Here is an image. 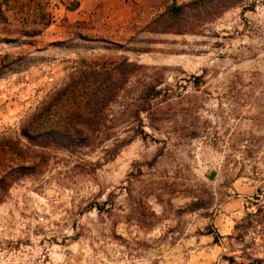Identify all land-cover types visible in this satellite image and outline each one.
Returning <instances> with one entry per match:
<instances>
[{"label":"rangeland","instance_id":"374dc122","mask_svg":"<svg viewBox=\"0 0 264 264\" xmlns=\"http://www.w3.org/2000/svg\"><path fill=\"white\" fill-rule=\"evenodd\" d=\"M172 1H131L134 19L102 33L65 22L57 41L46 28L19 35L39 27L12 11L0 23V38L18 39L0 42L16 101L0 138L28 156L0 205V264H264V0H229L195 33L146 30ZM121 63L95 144L35 158L21 128L72 82L81 97ZM19 162L0 148V176Z\"/></svg>","mask_w":264,"mask_h":264},{"label":"trees","instance_id":"16d2710c","mask_svg":"<svg viewBox=\"0 0 264 264\" xmlns=\"http://www.w3.org/2000/svg\"><path fill=\"white\" fill-rule=\"evenodd\" d=\"M52 1L3 0L0 3V23L11 26L8 13L12 11L22 18L25 26L32 24L39 27V30L35 31L21 30L19 35L39 36L53 22V16L49 10ZM78 7L79 4L76 1L68 5V9H77ZM230 8L229 0H191L184 3L174 0L156 15L145 26V29L159 34L195 33L201 26L221 18ZM17 41L18 39L11 35L8 38H0V42ZM124 66L127 64L116 65L109 78L98 82L93 91L88 94L84 93L81 97L77 94L81 82H72L41 114L34 116V119H30L26 127L21 128V135L33 139L34 144L41 149V152H35V158L43 159L46 155L45 151L49 148L74 150L78 146H93L95 144V129L100 126L102 112L109 106L110 100L114 97V91L118 87L117 82L112 79V72L120 73L119 70ZM54 107L56 109L69 107V109H63L66 114L59 115L58 121L49 124L50 126L40 127L39 124L37 126V122ZM33 134L34 136H32ZM4 147L13 151L20 158V162L16 166L8 167L0 176V205L6 201L12 187L28 170L24 161V158L28 156L25 154L20 140L13 142L9 137L0 138V148ZM219 237L217 235V238Z\"/></svg>","mask_w":264,"mask_h":264},{"label":"crops","instance_id":"0c3cea01","mask_svg":"<svg viewBox=\"0 0 264 264\" xmlns=\"http://www.w3.org/2000/svg\"><path fill=\"white\" fill-rule=\"evenodd\" d=\"M3 0H0V3ZM78 2L79 7L77 9H68V4L64 0H56L51 3L50 8L53 14L52 24L46 28L42 37H46L50 41L61 40L65 37V25H78L84 23L91 25L93 32L102 33L103 24L107 25H121L132 21L135 17V13L132 7V2H138L139 0H74ZM132 1V2H131ZM167 2L168 0H161ZM189 1V0H182ZM2 45L0 43V54H2ZM10 78V77H9ZM10 79H0V88L3 87L4 91L0 94V130L5 128L8 123L13 122V116L16 111V107H12L16 104L14 95L11 94L12 89L15 87L8 86ZM16 106V105H15Z\"/></svg>","mask_w":264,"mask_h":264},{"label":"built area","instance_id":"2783aa9c","mask_svg":"<svg viewBox=\"0 0 264 264\" xmlns=\"http://www.w3.org/2000/svg\"><path fill=\"white\" fill-rule=\"evenodd\" d=\"M53 80H54L53 78H50V79H49L50 82H53Z\"/></svg>","mask_w":264,"mask_h":264}]
</instances>
